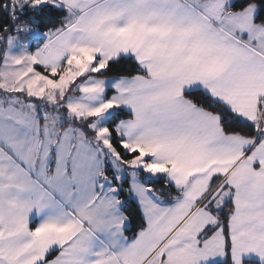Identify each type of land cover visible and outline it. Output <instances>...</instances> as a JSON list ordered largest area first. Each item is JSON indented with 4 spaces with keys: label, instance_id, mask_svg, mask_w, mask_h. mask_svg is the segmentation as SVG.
Here are the masks:
<instances>
[{
    "label": "snow or ice",
    "instance_id": "obj_1",
    "mask_svg": "<svg viewBox=\"0 0 264 264\" xmlns=\"http://www.w3.org/2000/svg\"><path fill=\"white\" fill-rule=\"evenodd\" d=\"M0 264H264V0H0Z\"/></svg>",
    "mask_w": 264,
    "mask_h": 264
},
{
    "label": "crops",
    "instance_id": "obj_2",
    "mask_svg": "<svg viewBox=\"0 0 264 264\" xmlns=\"http://www.w3.org/2000/svg\"><path fill=\"white\" fill-rule=\"evenodd\" d=\"M253 259L255 260V259H257V258L253 257Z\"/></svg>",
    "mask_w": 264,
    "mask_h": 264
}]
</instances>
